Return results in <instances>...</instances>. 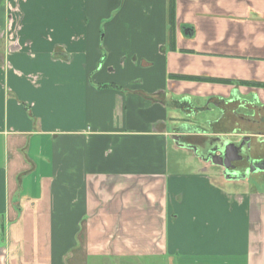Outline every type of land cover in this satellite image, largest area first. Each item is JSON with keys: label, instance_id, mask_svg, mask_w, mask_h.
I'll return each instance as SVG.
<instances>
[{"label": "crops", "instance_id": "1", "mask_svg": "<svg viewBox=\"0 0 264 264\" xmlns=\"http://www.w3.org/2000/svg\"><path fill=\"white\" fill-rule=\"evenodd\" d=\"M167 8L0 0V264H264V0Z\"/></svg>", "mask_w": 264, "mask_h": 264}, {"label": "water", "instance_id": "2", "mask_svg": "<svg viewBox=\"0 0 264 264\" xmlns=\"http://www.w3.org/2000/svg\"><path fill=\"white\" fill-rule=\"evenodd\" d=\"M226 139V140H225ZM219 143L218 147L216 149H212L209 151V153L212 154V158L215 160L221 161L218 164L223 168V174L226 176H229L230 174L238 175L240 174L242 177H246V173L252 172L257 169H262L264 167V160L263 161H254L249 158V156L246 158V161L249 164V169L242 174L241 172L237 171L236 164L233 163V161H241L243 160V154L242 147L245 144L244 141H246V147L250 149V143L249 138L246 136H243L239 141H231L227 138L218 137ZM236 175V176H237ZM236 178V177H235Z\"/></svg>", "mask_w": 264, "mask_h": 264}, {"label": "rangeland", "instance_id": "3", "mask_svg": "<svg viewBox=\"0 0 264 264\" xmlns=\"http://www.w3.org/2000/svg\"><path fill=\"white\" fill-rule=\"evenodd\" d=\"M250 186L256 190L264 191V175H252L250 177ZM84 264H168L165 258L150 257V256H133V257H110V256H94L87 255L84 257ZM175 264V262H169Z\"/></svg>", "mask_w": 264, "mask_h": 264}, {"label": "trees", "instance_id": "4", "mask_svg": "<svg viewBox=\"0 0 264 264\" xmlns=\"http://www.w3.org/2000/svg\"><path fill=\"white\" fill-rule=\"evenodd\" d=\"M167 12H168V23L170 24V29H171L173 24H174V0H168ZM190 79H193V80H210V81H214V82H227L225 80H219V79L211 80V79H207L204 77H191Z\"/></svg>", "mask_w": 264, "mask_h": 264}, {"label": "flooded vegetation", "instance_id": "5", "mask_svg": "<svg viewBox=\"0 0 264 264\" xmlns=\"http://www.w3.org/2000/svg\"><path fill=\"white\" fill-rule=\"evenodd\" d=\"M261 131V130H260ZM244 145H243V147H242V154H243V160H241V161H233V163L234 164H237V163H239V162H245V163H247V161H246V158L249 156V158L251 159V154H252V150H251V148L250 149H248L247 147H246V141H244ZM237 171H239V172H241L242 173V169H239V168H237L236 169ZM237 175V174H236ZM236 175H234V174H230L229 176H226L227 178H237V177H239V175L240 174H238L237 176Z\"/></svg>", "mask_w": 264, "mask_h": 264}]
</instances>
